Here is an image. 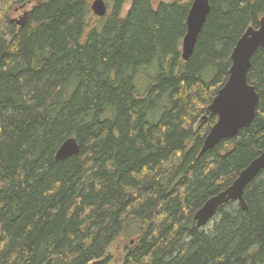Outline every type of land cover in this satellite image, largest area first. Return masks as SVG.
Segmentation results:
<instances>
[{"label": "trees", "instance_id": "obj_1", "mask_svg": "<svg viewBox=\"0 0 264 264\" xmlns=\"http://www.w3.org/2000/svg\"><path fill=\"white\" fill-rule=\"evenodd\" d=\"M91 1L0 0V264H264V169L246 210L193 219L264 151L262 47L247 73L254 119L199 153L264 0H209L187 61L191 0H104L103 17ZM69 137L79 152L56 160Z\"/></svg>", "mask_w": 264, "mask_h": 264}, {"label": "water", "instance_id": "obj_2", "mask_svg": "<svg viewBox=\"0 0 264 264\" xmlns=\"http://www.w3.org/2000/svg\"><path fill=\"white\" fill-rule=\"evenodd\" d=\"M91 10L98 17L107 13L104 0H93ZM210 11L209 0H191L186 16V33L181 42V58L185 61L192 55L199 33ZM27 12L24 11L19 25L23 24ZM10 39L0 32V63L5 57ZM264 47V14L258 26H248L235 43L230 59L229 73L224 84L217 90L207 112L216 116V121L206 134L201 153L214 148L222 140L232 138L254 119L259 95L255 86L247 81L251 59L258 49ZM79 152V144L74 137L65 139L55 152L56 160H65ZM264 169V151L258 153L243 169L233 183L225 190L208 198L196 210L193 219L197 227H203L216 215L219 207L229 201L237 202L242 209H247L244 200L246 186Z\"/></svg>", "mask_w": 264, "mask_h": 264}, {"label": "rangeland", "instance_id": "obj_3", "mask_svg": "<svg viewBox=\"0 0 264 264\" xmlns=\"http://www.w3.org/2000/svg\"><path fill=\"white\" fill-rule=\"evenodd\" d=\"M93 1V0H92ZM91 1V2H92ZM159 1H162V0H152V3L153 4H156L157 2H159ZM128 6V5H127ZM127 6H125V9L127 8ZM125 9H124V11H125ZM22 14H23V11H20V12H18V13H16V14H13V15H11V17H15L16 19H17V21H20V19H21V16H22ZM17 25H19V24H17ZM211 223L212 222H210L209 224V226H211ZM208 226V227H209Z\"/></svg>", "mask_w": 264, "mask_h": 264}, {"label": "bare ground", "instance_id": "obj_4", "mask_svg": "<svg viewBox=\"0 0 264 264\" xmlns=\"http://www.w3.org/2000/svg\"><path fill=\"white\" fill-rule=\"evenodd\" d=\"M240 37H241V36H240ZM240 37H239V38H240ZM56 150H57V149H56ZM200 151H201V148H200ZM199 153L202 154L201 152H199ZM244 210H246V209H244Z\"/></svg>", "mask_w": 264, "mask_h": 264}]
</instances>
